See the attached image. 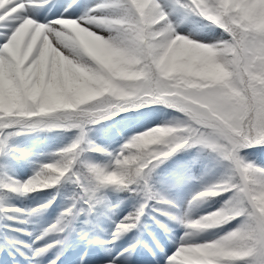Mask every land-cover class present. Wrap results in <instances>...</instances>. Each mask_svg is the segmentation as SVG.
I'll use <instances>...</instances> for the list:
<instances>
[{"label": "snow or ice", "instance_id": "1", "mask_svg": "<svg viewBox=\"0 0 264 264\" xmlns=\"http://www.w3.org/2000/svg\"><path fill=\"white\" fill-rule=\"evenodd\" d=\"M31 3L0 0V29H6L0 31V133H7L0 135V153L8 150L13 125L77 134L30 178H9L3 186L27 193L73 183L79 191L46 229L61 234L79 213L101 204L109 188L140 195L138 206L116 222L115 240L140 223L150 203L173 205L150 183L157 166L178 150L202 146L229 162L230 171L195 192L189 205L222 192L229 196L221 209L198 219L172 216L188 231L166 264H264V167L241 154L264 151V0H168L167 10L161 0H97L79 16L57 15L61 4ZM53 7L52 19L39 18ZM193 15L221 28V37L198 42L178 33ZM154 104L177 109L183 118L131 136L107 153V163L82 158L87 150L105 152L87 139L88 125ZM237 217V227L210 242L189 238L191 230Z\"/></svg>", "mask_w": 264, "mask_h": 264}, {"label": "rangeland", "instance_id": "2", "mask_svg": "<svg viewBox=\"0 0 264 264\" xmlns=\"http://www.w3.org/2000/svg\"><path fill=\"white\" fill-rule=\"evenodd\" d=\"M71 2L72 0H47V3H44L43 0H33L29 6L44 8L61 4L64 7L60 8L57 15L66 16L68 12H71L73 16H79L97 0H75L72 7L65 11V7ZM161 4L167 10L168 0H161ZM53 11H55L54 7L39 18L52 19ZM177 15L179 14L172 15L173 21L176 20ZM192 21V24H180L176 29L177 32L184 35L191 34L190 38L198 42H214L223 34V30L211 22L201 25L198 20L192 19ZM91 30L99 35H108L107 30L102 27L94 26ZM0 31H6V29H0ZM2 39L3 37H0V42ZM149 107L152 105L134 109L142 113L141 119L126 131L127 138L146 131L151 126H162L166 123L169 106L161 104L147 110ZM117 116H112L111 120L115 121ZM15 126L21 128L19 125ZM47 129L51 128H37L34 131ZM87 129V138L90 142L92 144L99 142L93 128L87 127ZM71 133L75 138L77 132L71 131ZM63 144L64 141H58L59 146ZM121 145L110 153L118 151ZM241 154L253 162L255 154L252 150H245ZM7 171L14 176L15 180L20 181L30 178L34 173L26 165L13 160L8 161L6 166L0 165L2 174ZM192 195L193 190L186 189L179 193L176 199L172 198L175 209L159 205L169 213L166 217L154 215L155 212L150 213L147 207L135 228L124 232L118 239L112 240L116 222L128 214L124 215L126 211L137 207L141 199L136 200L129 207L124 206L118 210L111 207L108 201L105 207L98 208L100 210L90 213L82 212V219L79 213L71 220L70 228L61 234L55 231L46 232V229L54 224L63 209H59L56 205L43 208L40 206L43 203L42 199L34 195L26 196L18 193L0 202V264H49L50 260H55L56 264H166L167 257L175 251L181 238L188 231L184 224L178 219H172V216H182L187 213L190 218L198 219L221 209L222 203L229 196L225 193L221 200L210 205L197 204V201L189 205ZM198 203L201 201L198 200ZM239 223V219H234L208 228L194 229L191 230L189 238L195 243L210 242L234 229ZM56 240H62V243L46 247ZM133 244L135 247L130 248L129 246ZM45 248L46 250L35 254L38 250Z\"/></svg>", "mask_w": 264, "mask_h": 264}, {"label": "trees", "instance_id": "3", "mask_svg": "<svg viewBox=\"0 0 264 264\" xmlns=\"http://www.w3.org/2000/svg\"><path fill=\"white\" fill-rule=\"evenodd\" d=\"M180 13L183 15L182 10ZM191 18L199 19L201 23L205 21L204 18L199 16L193 15ZM156 105L161 104H154L152 107ZM152 107H149L148 109ZM127 110L128 111L118 117V120L120 121L119 126H121L120 135L114 129L115 127H113L112 120L108 121V119H105L98 121L95 125L93 124L106 148L113 147L114 143L119 141L120 136L125 134V130L128 126L141 117L140 111ZM168 110L171 111V114L168 116L167 123L183 118V115L179 113L177 109L170 107ZM16 128L17 127L13 125L7 130L8 132H11L12 135L8 136V150L0 153V164H4L10 158H14L18 162L22 161L21 163L28 165L34 171L38 165L51 162L52 159L55 158V154L58 152V150L54 148L55 141L59 137H65L64 134L57 130H47L38 134H17L18 131ZM6 134L7 133H1V135ZM195 149L194 147H186L178 150L167 159H164L151 174L150 183L154 186L153 188L156 189V185L157 189L168 188L175 183L174 178L176 176H183L184 178L180 181V184L202 189L204 185L216 182L229 173V165L221 162L220 158L208 154L201 155L199 152H196ZM254 151L257 153L261 152L257 150ZM87 153L89 154L88 156L91 154L96 157L97 160L95 162L97 163H101V156L106 154L105 152H102L101 154L100 152L88 150L82 154L83 159H86L85 154ZM261 155L264 156V151L261 152ZM6 178L7 177H5L4 174L0 173V198L3 195L12 193L10 188L3 186L9 180ZM29 192L37 193L39 196L46 198L47 201L53 200V203L62 205L70 200V197L76 192V188L73 183L64 180L58 185L48 188L38 187ZM111 192L114 194L115 200L119 202H122L124 199H131L135 196V193L128 191H116L112 189ZM220 197L221 194L219 193L213 198L206 197L204 200L210 202Z\"/></svg>", "mask_w": 264, "mask_h": 264}]
</instances>
